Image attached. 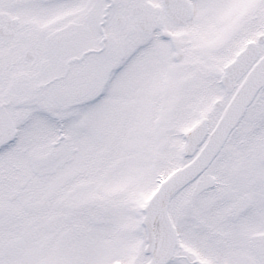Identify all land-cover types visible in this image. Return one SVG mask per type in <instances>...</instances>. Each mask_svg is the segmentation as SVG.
Instances as JSON below:
<instances>
[{"label":"snow or ice","instance_id":"6c2138e0","mask_svg":"<svg viewBox=\"0 0 264 264\" xmlns=\"http://www.w3.org/2000/svg\"><path fill=\"white\" fill-rule=\"evenodd\" d=\"M0 264H264V0H0Z\"/></svg>","mask_w":264,"mask_h":264}]
</instances>
